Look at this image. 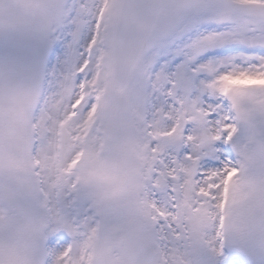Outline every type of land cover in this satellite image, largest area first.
I'll use <instances>...</instances> for the list:
<instances>
[{
  "label": "snow or ice",
  "instance_id": "6c2138e0",
  "mask_svg": "<svg viewBox=\"0 0 264 264\" xmlns=\"http://www.w3.org/2000/svg\"><path fill=\"white\" fill-rule=\"evenodd\" d=\"M0 264H264V0H0Z\"/></svg>",
  "mask_w": 264,
  "mask_h": 264
},
{
  "label": "rangeland",
  "instance_id": "374dc122",
  "mask_svg": "<svg viewBox=\"0 0 264 264\" xmlns=\"http://www.w3.org/2000/svg\"><path fill=\"white\" fill-rule=\"evenodd\" d=\"M5 50V43L3 40H0V52H3Z\"/></svg>",
  "mask_w": 264,
  "mask_h": 264
}]
</instances>
